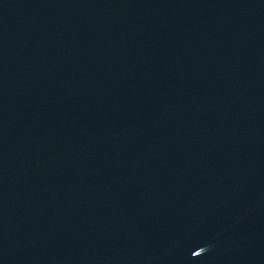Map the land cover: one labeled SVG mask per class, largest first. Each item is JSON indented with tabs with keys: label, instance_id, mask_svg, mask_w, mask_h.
Masks as SVG:
<instances>
[{
	"label": "water",
	"instance_id": "95a60500",
	"mask_svg": "<svg viewBox=\"0 0 264 264\" xmlns=\"http://www.w3.org/2000/svg\"><path fill=\"white\" fill-rule=\"evenodd\" d=\"M0 264H264V0H0Z\"/></svg>",
	"mask_w": 264,
	"mask_h": 264
}]
</instances>
